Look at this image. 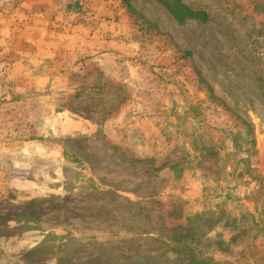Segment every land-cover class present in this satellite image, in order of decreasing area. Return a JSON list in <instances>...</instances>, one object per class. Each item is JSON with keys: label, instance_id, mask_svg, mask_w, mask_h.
Instances as JSON below:
<instances>
[{"label": "rangeland", "instance_id": "374dc122", "mask_svg": "<svg viewBox=\"0 0 264 264\" xmlns=\"http://www.w3.org/2000/svg\"><path fill=\"white\" fill-rule=\"evenodd\" d=\"M182 2L0 0V264H264V0Z\"/></svg>", "mask_w": 264, "mask_h": 264}, {"label": "trees", "instance_id": "16d2710c", "mask_svg": "<svg viewBox=\"0 0 264 264\" xmlns=\"http://www.w3.org/2000/svg\"><path fill=\"white\" fill-rule=\"evenodd\" d=\"M160 2L173 16L179 24H183L187 19H197L202 23L209 20V15L203 10H194L182 0H157ZM187 54H190L187 52Z\"/></svg>", "mask_w": 264, "mask_h": 264}]
</instances>
